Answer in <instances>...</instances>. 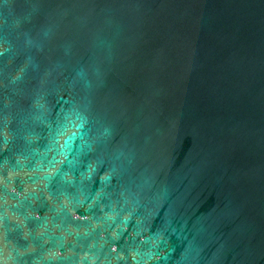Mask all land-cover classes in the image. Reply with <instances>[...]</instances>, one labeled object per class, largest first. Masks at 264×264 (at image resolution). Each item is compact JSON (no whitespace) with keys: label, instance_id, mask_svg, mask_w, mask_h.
Instances as JSON below:
<instances>
[{"label":"water","instance_id":"95a60500","mask_svg":"<svg viewBox=\"0 0 264 264\" xmlns=\"http://www.w3.org/2000/svg\"><path fill=\"white\" fill-rule=\"evenodd\" d=\"M0 264H264V0H0Z\"/></svg>","mask_w":264,"mask_h":264}]
</instances>
